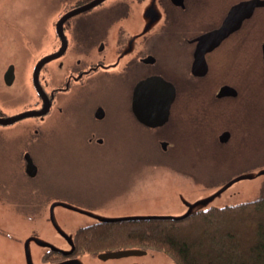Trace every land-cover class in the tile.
<instances>
[{"label": "flooded vegetation", "instance_id": "obj_1", "mask_svg": "<svg viewBox=\"0 0 264 264\" xmlns=\"http://www.w3.org/2000/svg\"><path fill=\"white\" fill-rule=\"evenodd\" d=\"M236 2L224 0L220 8L209 3L207 10L203 0H0V163L7 160L12 166L7 176L0 170V264H30V241L38 242V237L30 238V180L40 173L35 156L46 154L44 124L48 119L64 121L67 106L76 101L78 91L93 82L119 80L131 121L151 140L143 157L145 165L148 161V165L161 166L184 136L191 141V155L199 154L198 159H221L224 154L238 160L239 156L225 153L234 148L240 132L243 140L251 141L250 159L230 161V168H223L231 171L218 182H210L223 171L217 165L211 167L214 171L209 176L196 166L191 169L169 162L170 167L193 178L191 184L201 181L202 189H213L257 166L256 136L241 131L236 117L239 108L257 120L259 91H264V40L238 38L243 28L254 27L245 19L212 49L202 54L198 47V37L217 28ZM204 18L210 23L202 24ZM171 42L183 51L182 69L174 74L168 62L175 56L167 57ZM232 45L238 46L239 57L229 60ZM153 77L169 82L173 95L166 120L149 126L137 118L133 104L138 94L139 109L145 113L147 89H135ZM223 86L228 88L220 94ZM88 99L90 104L78 125L84 130L85 142L101 145L109 137L94 125L105 121L108 114L94 96ZM189 161L190 165L195 162ZM50 237L36 247L47 246L40 264H83L80 256L86 253L76 254L73 241L64 247ZM104 251L109 250L87 254L103 264H165L156 263L158 255L144 249L117 258L100 257Z\"/></svg>", "mask_w": 264, "mask_h": 264}, {"label": "rangeland", "instance_id": "obj_2", "mask_svg": "<svg viewBox=\"0 0 264 264\" xmlns=\"http://www.w3.org/2000/svg\"><path fill=\"white\" fill-rule=\"evenodd\" d=\"M203 1H207L205 7L208 10L209 3L220 8L224 0ZM261 10L262 14L255 18V29L249 26L243 28L238 38L255 42L257 38L264 37V30L258 32L257 24L259 21L264 22V8ZM209 23L210 19L204 18L202 24ZM32 39L30 33V40ZM171 45L167 57L175 56L173 61L168 62L174 74L182 69L180 58L183 57V51L180 47L176 48L172 42ZM235 57H239L238 46L232 45L227 59L233 60ZM89 96H94L102 103L108 114L105 121L94 125L109 137L107 142L101 145L85 142L84 130L78 125L82 117H85L87 106L90 104ZM124 96L118 79L100 84L93 82L91 86L78 91L76 101L67 106L69 113L64 121L48 119L45 122L43 134L48 144L46 154L42 157L35 156L40 173L30 180V238L38 237V242L30 241V264L41 263L39 257L47 246L37 249L36 247L43 244L48 234L52 235L50 240L68 247L77 226L91 223L98 218L181 214L191 204L201 202L199 200L203 198H209V205L219 206L251 200L264 193V174H256L264 169V100L261 96L258 98L257 120L250 113L245 116L239 108L236 117V125L241 131L251 137L256 136L257 166L247 172L246 178L232 182L217 195H214V192L222 186L202 189L201 181H196L195 185L191 184L194 182L193 178L188 174L180 175L182 172L178 171L179 169L172 170L170 163L178 167L191 166V169H196V166L197 169H204L209 176L214 171H210L212 166L223 168L228 166L230 161V164L241 160H244L243 163L248 162L251 141L243 140L240 132L237 134L234 148L225 154L233 158L239 156L238 160H231L224 154L220 156L221 159H198L199 154L191 155V141L184 136L179 138L177 150L169 156L170 161L163 159L161 166L155 162L148 165L147 161L145 165L143 157L148 152L151 140L145 130L131 121L126 111ZM72 108L74 109L71 112ZM144 136H147L148 140H145ZM188 158L199 161L190 165ZM8 163L7 160L0 163L4 176L10 173L12 167ZM227 168H223L210 182H218L226 176L227 172L231 171ZM207 182L206 180L203 183ZM195 205L197 206L193 209H202L201 205ZM52 215L56 220L52 219ZM147 253L158 255L156 263L172 264L162 252L148 250ZM80 261L83 264L104 263L87 253L80 256Z\"/></svg>", "mask_w": 264, "mask_h": 264}, {"label": "trees", "instance_id": "obj_3", "mask_svg": "<svg viewBox=\"0 0 264 264\" xmlns=\"http://www.w3.org/2000/svg\"><path fill=\"white\" fill-rule=\"evenodd\" d=\"M263 8L255 9L245 23L255 29ZM257 24L258 32L264 30L263 21ZM263 93L259 91L261 98ZM72 241L76 254L139 248L162 252L172 264H264V193L183 217L96 220L77 227Z\"/></svg>", "mask_w": 264, "mask_h": 264}, {"label": "water", "instance_id": "obj_4", "mask_svg": "<svg viewBox=\"0 0 264 264\" xmlns=\"http://www.w3.org/2000/svg\"><path fill=\"white\" fill-rule=\"evenodd\" d=\"M260 7H264V0H239L238 2L231 5L224 19L222 20L221 24L217 28L207 31L198 37V43H199L198 47L200 48V52L203 54L205 51L210 50L216 45H218L230 33L237 30L245 19L250 18L253 15L255 9L260 8ZM262 58H263V64H264V43L262 44ZM42 63L43 61H40L37 64L36 70L40 67ZM149 88L156 89V90L154 91L151 90L153 92L150 93ZM227 88L228 87L223 86L220 90V94ZM145 89H147L146 90L147 94L144 95V98L146 99V102L148 104V106H146L145 108L146 111H144L146 114L141 112L140 111L141 109H139L140 97L138 96V94L134 95L135 96L134 97L135 102L133 104L134 113L136 114L137 118L143 123H145L146 125L155 126V125L162 124V122L166 120L167 115H168V107H169L170 100L172 99L173 88L171 84L167 82L166 80L160 77H157V78L153 77V78H147L141 81L136 87L135 91L139 92ZM150 99L154 101V103L152 104L153 106L152 105L150 106V103H149ZM153 109H155V111ZM30 114H34V113L31 112ZM19 116L20 115L16 116L15 118H19ZM34 171H35V167L30 159V175H33ZM256 174L257 175L264 174V169L259 170ZM246 176H247V173L240 175L239 177L235 178L232 181H229L227 184L223 185L216 192H214V195H217L222 190L230 186L232 182L234 181L236 182L240 179L246 178ZM208 199L209 198H203L199 200L201 202H194L188 207L186 211L178 215L176 214H164V215L154 214V215L138 216V217H128V216L115 217V218L104 217V218H98V220L113 221V220H120V219L147 218V217H152V216L183 217V216L189 215L193 211L199 210V209L197 210L193 209L194 207L197 206L195 205L196 203L201 205L202 208L214 205V204L209 205L208 203H210V201ZM222 205H225V204H220L219 206H222ZM52 219L56 220V218L53 215H52ZM48 235L52 236L50 234ZM135 252L142 253L144 251L143 249H139V248H126V249L109 250V251L100 252L99 256L104 257V258H117V257L129 255Z\"/></svg>", "mask_w": 264, "mask_h": 264}]
</instances>
